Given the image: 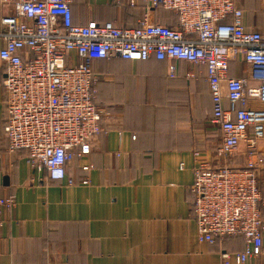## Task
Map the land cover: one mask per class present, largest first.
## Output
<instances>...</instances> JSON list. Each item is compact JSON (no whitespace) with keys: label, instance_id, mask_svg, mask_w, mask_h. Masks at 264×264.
<instances>
[{"label":"crops","instance_id":"crops-1","mask_svg":"<svg viewBox=\"0 0 264 264\" xmlns=\"http://www.w3.org/2000/svg\"><path fill=\"white\" fill-rule=\"evenodd\" d=\"M239 4L246 28L264 32V0ZM147 11L143 0L72 3L73 22L81 26L136 28ZM13 13L12 6L0 2V31L1 19ZM149 13L153 23L178 25L174 12L158 8ZM3 45L0 37V49ZM78 62L72 53L70 64ZM169 62L92 61L103 132L93 139L90 155L69 164L76 184L68 186L69 176L52 181L33 170L26 152L8 151L0 59V198L16 199L12 211L0 214V264H238L235 254L243 252L242 240L199 242L191 187L200 161L243 166L245 146L228 162L212 154L222 136L211 123L205 67L176 62L177 75L170 78ZM229 76L257 86L241 56L232 59ZM222 89L226 94L225 83ZM249 105L264 108L256 101ZM259 146L264 154V139ZM84 166L91 168L84 171ZM85 179L88 185L82 184ZM259 180L264 188V169ZM223 254H229L228 261ZM243 264H264V256Z\"/></svg>","mask_w":264,"mask_h":264},{"label":"built area","instance_id":"built-area-1","mask_svg":"<svg viewBox=\"0 0 264 264\" xmlns=\"http://www.w3.org/2000/svg\"><path fill=\"white\" fill-rule=\"evenodd\" d=\"M0 2L14 9L1 19L0 31L4 132L10 153L26 152L33 170L46 173L52 181L69 176L68 186H74L69 164L90 155L93 139L103 132L92 61L115 57L170 61V78L177 75L176 62L203 66L212 96L211 123L222 136L221 146L212 154L228 162L240 154L243 143L246 162L216 166L202 160L194 168L191 213L197 238L208 244L242 240L244 250L235 254L238 264L264 256V192L259 182L264 169L259 150L264 108L249 105L250 101L264 105V32L246 28L239 0H143L148 11L136 28L96 22L76 25L73 0ZM158 8L174 12L178 25L151 22L149 12ZM72 53L79 59L77 64H70ZM238 56L249 65V79L257 82L256 87H249L245 78H230V63ZM187 78L194 75L187 73ZM15 206L14 196L0 198V214Z\"/></svg>","mask_w":264,"mask_h":264},{"label":"trees","instance_id":"trees-1","mask_svg":"<svg viewBox=\"0 0 264 264\" xmlns=\"http://www.w3.org/2000/svg\"><path fill=\"white\" fill-rule=\"evenodd\" d=\"M95 103H96V102H95ZM259 182H260V180H259ZM260 189L264 192V188H262L261 185H260Z\"/></svg>","mask_w":264,"mask_h":264}]
</instances>
